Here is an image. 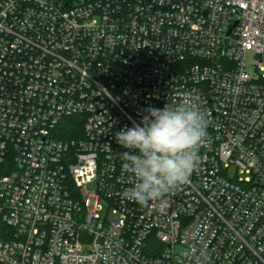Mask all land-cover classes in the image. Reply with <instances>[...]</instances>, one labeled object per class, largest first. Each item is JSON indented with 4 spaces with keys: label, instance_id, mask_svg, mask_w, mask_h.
<instances>
[{
    "label": "built area",
    "instance_id": "obj_1",
    "mask_svg": "<svg viewBox=\"0 0 264 264\" xmlns=\"http://www.w3.org/2000/svg\"><path fill=\"white\" fill-rule=\"evenodd\" d=\"M183 94L196 169L124 198L115 134ZM0 264H264V0H0Z\"/></svg>",
    "mask_w": 264,
    "mask_h": 264
},
{
    "label": "clouds",
    "instance_id": "obj_2",
    "mask_svg": "<svg viewBox=\"0 0 264 264\" xmlns=\"http://www.w3.org/2000/svg\"><path fill=\"white\" fill-rule=\"evenodd\" d=\"M142 111L140 121L124 126L115 139L125 149L122 169L135 178L123 196L144 206L173 192L190 177L200 159L208 121L188 94L163 108L149 106Z\"/></svg>",
    "mask_w": 264,
    "mask_h": 264
},
{
    "label": "trees",
    "instance_id": "obj_3",
    "mask_svg": "<svg viewBox=\"0 0 264 264\" xmlns=\"http://www.w3.org/2000/svg\"><path fill=\"white\" fill-rule=\"evenodd\" d=\"M63 2H67V3H69V4H71V3H74V2H77V1H79V0H62ZM72 122V121H71ZM74 122H72V124L70 125L71 127H70V129L71 130H78V125H76V124H73Z\"/></svg>",
    "mask_w": 264,
    "mask_h": 264
},
{
    "label": "rangeland",
    "instance_id": "obj_4",
    "mask_svg": "<svg viewBox=\"0 0 264 264\" xmlns=\"http://www.w3.org/2000/svg\"><path fill=\"white\" fill-rule=\"evenodd\" d=\"M88 190L90 191V192H92L93 190H94V188H95V186H94V184H89L88 185ZM102 201V200H101ZM103 203H105L104 201H102Z\"/></svg>",
    "mask_w": 264,
    "mask_h": 264
}]
</instances>
